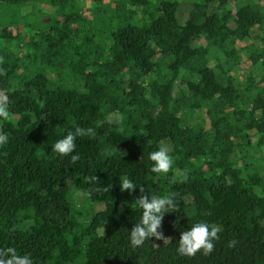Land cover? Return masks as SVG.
Masks as SVG:
<instances>
[{"label":"trees","instance_id":"trees-1","mask_svg":"<svg viewBox=\"0 0 264 264\" xmlns=\"http://www.w3.org/2000/svg\"><path fill=\"white\" fill-rule=\"evenodd\" d=\"M41 5L0 0V249L33 264H264V0H51L63 18L47 22ZM76 126L94 135L72 163L53 145ZM162 144L167 174L148 158ZM168 193V240L133 248L135 200ZM198 222L220 229L214 250L180 255Z\"/></svg>","mask_w":264,"mask_h":264},{"label":"clouds","instance_id":"clouds-1","mask_svg":"<svg viewBox=\"0 0 264 264\" xmlns=\"http://www.w3.org/2000/svg\"><path fill=\"white\" fill-rule=\"evenodd\" d=\"M2 63L3 58H0V64ZM0 75H7V73L4 69L0 68ZM8 104V97L6 95L0 96V118L6 121L10 119ZM92 135H94L92 128L85 129L76 126L74 132L69 131L53 145V151L62 157L69 156L76 149L77 137ZM8 140V135L0 132V147L6 145ZM169 152V147L162 144L158 150L149 153L148 158L153 162L151 172L167 174L172 169L174 161ZM78 159V155H71L72 163H75ZM187 178V172L185 171L182 173L180 182H185ZM88 179L89 181L97 180V177H90ZM136 188L137 186L127 177L120 179L121 192L128 191L131 193ZM140 192L143 194L145 189L140 187ZM175 195V193H168L163 196L151 195L150 197L149 195H141L135 200V205L142 209V216L140 221L130 231V244L133 248L142 246L146 240L152 237H155L157 240H168L159 229L162 226L165 213L173 211L175 208ZM219 231L220 229L214 224L209 225L205 222H198L189 230L181 233L177 252L180 255L191 257L203 250L205 255H209L214 250V241L220 238L218 235ZM235 244V240L229 241V247H234ZM0 264H33V261L27 255H18L16 249L10 247L6 250L0 249Z\"/></svg>","mask_w":264,"mask_h":264},{"label":"rangeland","instance_id":"rangeland-1","mask_svg":"<svg viewBox=\"0 0 264 264\" xmlns=\"http://www.w3.org/2000/svg\"><path fill=\"white\" fill-rule=\"evenodd\" d=\"M50 2L51 0H42V15H41V10H40V16H41V22H47V20L49 19H53L55 17H57L58 19L63 18V16L61 15L62 10H57L55 7L50 6ZM190 8L189 7H182L181 9V16L182 18L187 17V14L189 13ZM66 11H70L69 9ZM87 16V14H86ZM183 116H188L187 113H184ZM76 199H80V197H76ZM81 206V205H78ZM96 211H100L102 210L101 206H96Z\"/></svg>","mask_w":264,"mask_h":264}]
</instances>
